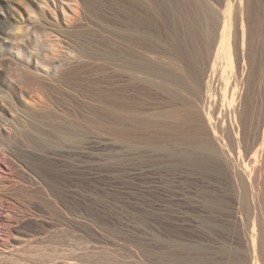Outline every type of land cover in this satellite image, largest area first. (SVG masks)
<instances>
[{"label": "rangeland", "instance_id": "obj_1", "mask_svg": "<svg viewBox=\"0 0 264 264\" xmlns=\"http://www.w3.org/2000/svg\"><path fill=\"white\" fill-rule=\"evenodd\" d=\"M61 1L19 0L21 14L14 15L8 6L0 9V214L10 224L0 223V233L12 225L9 238L0 241V264H250L252 250L257 256L261 248L250 239L258 219L264 222V39L255 41L252 32L253 12L264 19V0H193L219 9V21L229 6L226 94L218 105L205 88L214 73L206 69L205 23L193 15L192 3L186 5L192 0H141L144 8H133L137 38L147 45L137 51L156 59L158 49L178 43L179 99L167 94L170 82L163 91L145 84L140 92L128 77V0H84L54 46L50 36L56 41L57 35L47 22L66 10ZM95 52L103 58L79 71L71 68L59 85H46L48 95L38 105L12 87V73L33 55L59 59ZM163 61L173 65L166 55ZM107 105L132 111L129 124L115 121L129 125L131 134L96 128L95 121H109ZM171 109L185 120L169 115ZM145 117L181 124L209 139L212 148L180 144L172 129L143 130ZM54 125L71 138L51 133ZM184 152L191 153L186 158ZM243 200L250 217L239 206Z\"/></svg>", "mask_w": 264, "mask_h": 264}, {"label": "bare ground", "instance_id": "obj_2", "mask_svg": "<svg viewBox=\"0 0 264 264\" xmlns=\"http://www.w3.org/2000/svg\"><path fill=\"white\" fill-rule=\"evenodd\" d=\"M18 1L19 0H0V9H1V6L5 5V6H8L12 9L10 12L13 13V15L15 13L21 14L19 6L17 5ZM29 1L31 2V0H29ZM42 1L43 0H33V3L37 4V3H41ZM60 1L61 0H59V2ZM128 2H129L128 3V5H129V16H128L127 23H126L127 30H128V32H127L128 44H129V49H130L129 53L126 56V62L128 63L127 67H129V72H128L129 76L128 77L140 86V92L142 91L145 84L147 86L149 85L150 87H155V85H156V88H159L163 91V90H165V88H167V86H166L167 82H170L173 85V87H172V89L167 90V94L170 97H173V99L174 98L179 99L177 90L182 89L183 86H182V81H181L180 77L178 76L177 72L174 73V71L177 70V67H179L181 70V67L178 66L177 63L182 62L183 59H182V54H181V50H180L178 43L176 42V40H174L173 44L171 46H163L162 49H158L159 56L156 59L155 58L153 59L151 56L144 54L143 52L137 51L136 49L138 47H142V48L144 47V42L142 43L137 38L138 28L136 27V24H137L138 20L134 15L133 8H134V4H136V3H139L142 8H144L145 4H144V1H141V0H128ZM186 2H188V1H186ZM254 2H256V1H254ZM61 3H62V5L63 4L65 5L66 10H63V12H60V14H58V16L55 17V19H54L55 23H51V21L47 22V28H50V31L56 33V35H57L56 41L53 39V37L50 36V39H51L53 45L55 43L57 44V42L61 41L59 30H61V28L62 29L68 28L70 26V24L73 22V19L80 14L79 11H80V8L83 7L84 0H66V1H61ZM189 3L193 4V15H196L197 18H201L199 20L205 23V34L204 35H205V43L208 47V49H207L208 65H206V69L212 70V72L214 73V78L213 79L205 78L204 83H205V88L208 92V96H210L212 98L213 104L218 105L221 98L223 96H225V94H226V91H224V88H223V82H224L228 73L226 72L227 62H226V59L224 56V49L227 45V42L229 43V45L231 43V42H229V39H230L229 36H230V27L232 26L230 24V17L228 16L229 6L226 5L227 7L225 9H223L224 10V13H222L223 17L219 21V14L220 13L219 14L217 13V11H219L218 8H217L218 10L216 12H213L211 9L212 8L214 9V6H212V5H209V7H208L207 4H205L203 2H197L196 3L194 1L188 2L186 5H189ZM227 4H228V1H227ZM249 4H250V2H249ZM210 6H212V7H210ZM258 11L259 10L256 9L255 12H253L254 18L252 21V32L254 35V39L257 42L264 39L263 34H262V28L264 27V19L263 20H262V18L260 19L261 15H259ZM28 12H31V11L29 10ZM215 13H217V15ZM253 13L251 14L250 10L246 11V19L251 20V17H253ZM19 16H21V15H19ZM39 16H40V18H43V14H40ZM44 18L46 19L47 16H44ZM21 19L22 18L19 17L17 21H19ZM34 22H35V19H32L31 23L33 24ZM138 22H140V21H138ZM219 23H221V25L219 26L220 32H219V35L217 37L215 34V30H216V27L219 25ZM234 26L235 25H233V28H234ZM71 27L72 26H70V28ZM141 30L144 32V38H145V34L148 33V31L145 27H143V29H141ZM236 32L238 33V31H236ZM231 33H233V32L231 31ZM233 36H235V34L234 35L232 34V38H233ZM243 37H244V31L242 29L241 30V37H240L241 38V43H240L241 46L243 45L242 44L243 43ZM216 39H217L216 48L214 50H212V45L214 44V41ZM62 40H64V38ZM238 42H237V45H238ZM234 47H236V46H234ZM144 48H147V45H145ZM233 49H235V48H233ZM241 50H242V48H241ZM233 51H234V57H237L238 51H236V49ZM99 54L96 52L95 53H87V54L74 53L73 56H68V57L59 58V59L54 57V56L48 57L46 54H43V56L33 55L30 63L22 64L19 67V69H17V71H14V73H12V77L10 78V80H12V82H13L12 87H16V89H14V91H16L18 94L23 96L25 102H27L31 105H38L39 104L38 102H42L43 97L41 95H43V96L48 95L47 91L49 89L46 85H49V86H51L53 84L59 85V84H57V82L58 81L60 82L61 80H66L67 79L66 74L68 73L69 70H71V68H75V71H79L83 68L84 64L85 65H88L90 63L96 64L97 62H95V61H99L100 59L103 58V56L99 55ZM161 55L162 56L163 55L168 56L171 59L173 65L168 64L167 67H164L165 62L163 61L164 64L162 66L159 62ZM106 58H108V56H106ZM35 61L37 62L36 65H35ZM170 66H172V69L167 71V69L170 68ZM52 68H57V69L53 72L49 71V70H52ZM165 68H167V69H165ZM206 69L204 70V75H205ZM5 73H6V71H5ZM154 78H158L159 80L155 81ZM70 82L72 85L81 86L80 82H78V79H75V80L70 79ZM55 86H54V88H55ZM108 101H109V98H108ZM112 106L107 105V117H108L109 121L108 122L101 121V120L95 121L96 123L94 125L96 126V128L99 130L107 131L110 134H117V135L131 134V127L129 125L127 126L126 124H123V122L127 121V124H129L132 121V119H134V117L131 115L132 111H130L128 113H121L119 111V109L115 110V108ZM187 107H188L189 111L192 110V107L190 105ZM207 109H209V107H207ZM213 111H215L217 113L218 117H220L222 115V109H220V108H218V109L213 108ZM168 113H169V115H171L173 117L185 120L184 114H182L180 111H178L176 109H171V110H169ZM96 114L100 115L101 111H99V112L96 111ZM103 117H104V115H103ZM117 120L118 121L124 120V121L117 123V122H115ZM140 123H141V127L143 128V130H146V131L150 130L152 127H153V129L156 128V130L160 131L161 133L166 131V130H169V129L175 130L177 132V135H178V140L180 141L179 143L186 145V146H189L192 149H193V147H200V148H207V149L212 148V142L209 139L205 138L200 133L199 134H193V130H190V129L187 130L181 124H175V125L168 126V125H165V124H163L157 120L156 121L155 120H149L146 117L142 118L140 120ZM170 127H172V128H170ZM50 131H51V133L60 136L62 138V140H68L71 138L70 134H68V133L64 134L63 133V130L59 125L52 126L50 128ZM263 144H264V142L261 145H263ZM213 149H214V147H213ZM190 153L191 152H184L183 155L187 158L190 155ZM255 164H257V163H255ZM261 182H262V180H261ZM259 188H260V186H259ZM244 190H246V189H244ZM263 192H264V190H263ZM242 193H243V191H242ZM240 204L241 205H239V206L241 207V210H244L243 212H245V214L248 217H250L251 209H250V206L247 203V201L243 200V202ZM247 216H246V219H249V218H247ZM260 217H261V215H260ZM259 219H258L259 222L257 223V227L255 225H254V228L250 226L251 229H254V232H255V229L257 228V232L254 233V235H255L254 238L252 237V239H250V240L253 243L258 242L259 245L261 246V248L259 247V249L261 251L259 250V253L256 256V254H254L255 250H252V255L251 254L250 255L253 256V258L249 261L250 264H264V224H263L264 222L262 219L263 223L262 222L261 223L263 225H261ZM0 223L6 224V225L9 224L8 220H6L3 217V215H1V214H0ZM11 227H12V225H11ZM11 227L7 231L4 229L7 232V234H6V232H4V234H1L2 232L0 233V241H3V239H2L3 236H5L7 239L9 238L8 233H10ZM245 228H247V227H245ZM242 241H244V240H242ZM253 243H252V247L254 246ZM258 243H256V244H258ZM241 244H243V242ZM249 246H248V248H249ZM39 247H38V249H39ZM26 251H28V250H26ZM35 253L36 252H34V254ZM32 257H34V256H32ZM60 258H62V257H60ZM239 261H240V258H239ZM68 262L74 263L76 261L74 260V258H71V261H68ZM242 262H244V261H242ZM33 264H34V262H33Z\"/></svg>", "mask_w": 264, "mask_h": 264}]
</instances>
